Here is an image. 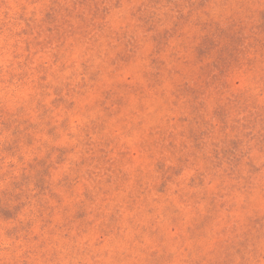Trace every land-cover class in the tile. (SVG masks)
<instances>
[{
  "label": "clouds",
  "instance_id": "9594fccd",
  "mask_svg": "<svg viewBox=\"0 0 264 264\" xmlns=\"http://www.w3.org/2000/svg\"><path fill=\"white\" fill-rule=\"evenodd\" d=\"M0 264H264V0H0Z\"/></svg>",
  "mask_w": 264,
  "mask_h": 264
}]
</instances>
